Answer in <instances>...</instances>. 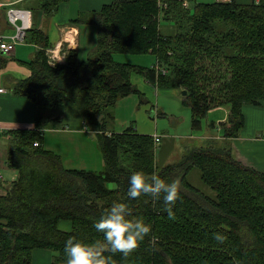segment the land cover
<instances>
[{
    "label": "trees",
    "instance_id": "16d2710c",
    "mask_svg": "<svg viewBox=\"0 0 264 264\" xmlns=\"http://www.w3.org/2000/svg\"><path fill=\"white\" fill-rule=\"evenodd\" d=\"M57 1L37 0L39 10L52 12ZM184 1L193 3L192 11ZM166 4L160 9L157 0H114L104 6L92 16L97 45L84 63L71 52L64 65L50 66L48 38L32 24L25 39L37 48L26 63L30 76L16 82L12 93L31 100L38 111L34 129L6 132L4 162L17 176L0 195V264H31L35 250L55 252L52 264H66L70 237L105 243L93 224L113 202L128 203L132 218L151 224V231L127 254L106 251L111 264H264V173L240 164L229 146L211 143L157 170L152 137L131 129L106 131L120 99L141 97L132 74L157 89L185 90L192 131L201 130L210 110L229 106L227 121L216 125L226 139L237 138L243 127L242 106L264 100L262 0ZM163 23L170 24L168 30ZM114 55H153L164 72L116 63ZM67 106L96 134L102 171L65 169L58 155L42 148L46 121L40 111ZM139 170L179 182L175 220L168 218L162 195L128 197L130 175ZM193 170L209 192L188 182ZM61 222H68L69 231L58 228ZM216 232L226 235L223 244L213 239Z\"/></svg>",
    "mask_w": 264,
    "mask_h": 264
},
{
    "label": "crops",
    "instance_id": "0c3cea01",
    "mask_svg": "<svg viewBox=\"0 0 264 264\" xmlns=\"http://www.w3.org/2000/svg\"><path fill=\"white\" fill-rule=\"evenodd\" d=\"M70 1H73V3H71ZM113 1L114 0H58L56 9L49 13H45L44 11L39 10L37 0L30 1L29 5L33 6L34 8V10H31L32 12L34 11V13L32 14L33 27L38 31H42L47 36L49 43V49L47 50L54 49L56 47V51H59V55L63 57L61 61L62 63H57L55 66L64 65L68 53L71 52L75 54L78 63L86 62L93 55L97 45V28L92 25V16L95 13L99 12L104 6L111 4ZM213 1L214 0H195L196 3H214ZM235 1L237 3L240 2L241 4H249V2H247L248 0ZM250 1L253 2L254 0ZM262 2H264V0H262ZM187 4L189 6L188 2ZM29 5L25 6L24 8L30 7ZM72 22L73 24H71ZM74 22L79 23L74 24ZM3 30H6L5 26L3 27ZM36 50V46L25 41L24 44L16 46L15 50L12 53L1 57V60L4 64L0 67V87L4 88L7 91L6 94L0 96V142H2V146H4L3 142L7 143V131L35 128L36 111L38 110L31 100L27 99L26 97L14 95L12 93V88L14 87L16 82L25 80L30 76V71L27 68L26 63L30 62L34 58ZM133 77H138V75H131L130 81L132 84ZM140 77L141 76H139V78ZM115 107V111H113L114 113L112 115L113 119L109 121L106 126L107 133H123L130 129L131 132H134L137 135H145L148 133H140L137 130H134V128L131 126H126L120 132L112 131L118 103L115 105ZM252 107L255 109H259L260 113H264V102L259 106L248 104L243 105L242 115L244 123L237 138H224L223 130L216 126L218 123H224L228 119L230 109L229 106L226 105L210 110L206 118L204 119V123L201 124L200 132L196 133L194 136H190V138L196 139L202 142V144L204 143L205 145L213 142L219 147L229 146L232 149L234 158L238 162L246 167L254 169L255 171L264 173V137L258 135V130L252 132L255 128L254 123H251L249 125L250 133L252 134H244L245 128L248 126V118L246 115L253 110L251 109ZM74 114L76 116V121L80 122V128H78L77 130H72L70 133L81 134L82 128H85V130L87 131L88 128L82 116L80 118L78 117L77 113ZM43 117L46 121V129H43L44 131L42 132V148L58 155L61 159L62 166L65 169L88 171L82 167L68 168L67 166H64L63 158L59 154L60 150L55 148L53 144H50L49 139H44V132L46 131L51 132L53 139L60 135H66L67 132L65 130H59V128L55 126L60 125L55 123H59L60 121H63L65 119L59 116L53 117L51 113ZM259 118L261 119V114H259ZM212 123L215 125L214 128H211L209 126ZM202 127H204V129ZM150 137L153 138L158 136L156 134H153ZM79 140L80 139L75 141L76 146L83 145ZM50 145L54 147V150L48 148L50 147ZM77 152L81 155H75L73 152V156L85 155L84 151L80 148H78ZM69 155L70 153H68L67 156ZM5 158V153L4 155L0 156V195L5 194L4 185L6 183L14 181L17 176L15 171L6 168L4 162ZM103 166L104 164L102 158V169L100 171L103 170ZM50 264H52V262Z\"/></svg>",
    "mask_w": 264,
    "mask_h": 264
},
{
    "label": "rangeland",
    "instance_id": "374dc122",
    "mask_svg": "<svg viewBox=\"0 0 264 264\" xmlns=\"http://www.w3.org/2000/svg\"><path fill=\"white\" fill-rule=\"evenodd\" d=\"M30 1L24 0L19 3H11L10 0H3L4 6L0 7V29L7 32L11 31V26L8 24L10 13L29 10L27 9L29 7H24L29 5ZM70 2L73 3V1ZM247 2L251 3L250 0ZM189 9L193 10L192 2H189ZM162 25L165 30L169 29V23H163ZM4 26L6 30H3ZM113 59L117 63H126L141 68H150L156 63L153 55H114ZM132 82L141 94V97L137 94H131L122 98L123 100L120 99L122 101L119 100L117 102L118 108L115 112V122L112 126V131L120 132L126 126H131L140 133L148 132L145 135L152 136L156 134L160 138L159 143H156V145L153 142V145L156 147L154 149L157 170L164 166L178 163L183 156L194 149L210 146V144L205 145L196 139L190 138V136H194L200 131H192L190 129V108L183 104L185 96L182 95V90L154 88L142 77L139 78V75L138 77H133ZM263 102L264 100L260 101V104ZM115 108L114 106L110 110L112 115ZM251 109L253 110L246 115L248 126L245 128L244 134H252L250 133L249 125L254 123L255 128L252 132L258 130V135L264 137V113H260L259 109L253 107ZM40 112L43 116L51 113L53 117L59 116L65 119L59 123H55L60 125H54L59 130H65L67 132L66 135H60L53 139L50 131L44 132V139H49L50 144H53L55 148L60 150L59 154L63 158L64 166L68 168L82 167L85 170L95 172H99L102 169V155L97 144L96 134L88 129L86 131L85 128L81 129V134L70 133L72 130L80 128V122L76 121L74 113H77L80 118L81 115L74 107H60L53 111L41 110ZM259 114H261V119L259 118ZM204 121L203 119L202 123ZM202 128L204 129V127ZM78 139H80L79 141L83 145L76 146L75 141ZM0 143V156H2L4 153L6 154L8 144L3 142L4 146H2V142ZM210 143L214 144L213 142ZM53 146L50 145L48 148L54 150ZM78 148L83 150L85 155L73 156V152L75 155H81L77 152ZM68 153H70L69 156H67ZM187 177L188 182L192 186L209 192V189L201 183L197 171H191ZM109 187L112 188V185H109ZM58 228L62 231H69L70 229L68 222H61ZM54 255L55 252L49 250L35 251L32 254L31 264H50Z\"/></svg>",
    "mask_w": 264,
    "mask_h": 264
},
{
    "label": "clouds",
    "instance_id": "9594fccd",
    "mask_svg": "<svg viewBox=\"0 0 264 264\" xmlns=\"http://www.w3.org/2000/svg\"><path fill=\"white\" fill-rule=\"evenodd\" d=\"M127 195L130 199L143 195L160 199L162 195L168 218L176 219L173 207L180 199L178 181L168 183L158 175L149 177L142 170L134 171L129 178ZM93 227L103 235L105 243H84L70 237L64 245L66 264H111L106 251L127 254L151 231V224L139 217L132 218V210L126 202H113ZM212 235L218 244H223L227 239L221 232Z\"/></svg>",
    "mask_w": 264,
    "mask_h": 264
},
{
    "label": "built area",
    "instance_id": "2783aa9c",
    "mask_svg": "<svg viewBox=\"0 0 264 264\" xmlns=\"http://www.w3.org/2000/svg\"><path fill=\"white\" fill-rule=\"evenodd\" d=\"M11 3H19L24 0H10ZM259 0H254L255 3H258ZM230 0H215V3H228ZM4 6L3 0H0V7ZM157 6L160 9H165L167 7L166 0H157ZM183 7L189 8L187 2H183ZM8 24L11 26V31H2L0 29V58L2 56L8 55L15 50V47L25 43L26 34L32 27V12L29 10L11 12L9 16ZM47 63L50 66H55L57 63H60L63 59L59 55V51H56V47L54 49L46 50L45 52ZM62 63V62H61ZM156 64V63H155ZM155 64L152 66L154 70L157 72H164V70H160ZM161 73V74H162ZM6 90L0 87V96L6 94ZM160 138L153 137V142L159 143ZM34 146H37L35 143ZM1 178V176H0Z\"/></svg>",
    "mask_w": 264,
    "mask_h": 264
},
{
    "label": "water",
    "instance_id": "95a60500",
    "mask_svg": "<svg viewBox=\"0 0 264 264\" xmlns=\"http://www.w3.org/2000/svg\"><path fill=\"white\" fill-rule=\"evenodd\" d=\"M182 95L186 96V91L185 90H182Z\"/></svg>",
    "mask_w": 264,
    "mask_h": 264
},
{
    "label": "bare ground",
    "instance_id": "6f19581e",
    "mask_svg": "<svg viewBox=\"0 0 264 264\" xmlns=\"http://www.w3.org/2000/svg\"><path fill=\"white\" fill-rule=\"evenodd\" d=\"M32 19H33V16H32Z\"/></svg>",
    "mask_w": 264,
    "mask_h": 264
}]
</instances>
